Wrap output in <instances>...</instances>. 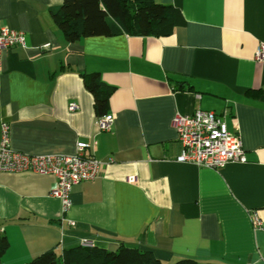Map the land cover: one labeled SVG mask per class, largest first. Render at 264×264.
Segmentation results:
<instances>
[{"label":"crops","instance_id":"0c3cea01","mask_svg":"<svg viewBox=\"0 0 264 264\" xmlns=\"http://www.w3.org/2000/svg\"><path fill=\"white\" fill-rule=\"evenodd\" d=\"M62 1L0 0V26L24 35L0 57V137L6 124L10 147L30 155H73L84 142L83 155L102 165L94 180L73 186L64 214L50 196L53 175L0 172L8 241L0 264L84 243L108 251L123 243L162 264H264V62L254 59L264 43V0H154L178 9L185 24L166 37L75 43L50 15ZM90 73L113 88L108 131L99 130L83 85ZM196 110L226 111L245 163L212 170L176 161L173 119Z\"/></svg>","mask_w":264,"mask_h":264},{"label":"trees","instance_id":"16d2710c","mask_svg":"<svg viewBox=\"0 0 264 264\" xmlns=\"http://www.w3.org/2000/svg\"><path fill=\"white\" fill-rule=\"evenodd\" d=\"M50 15L61 30L64 40L75 43L81 38L93 36L166 37L176 27L185 24L180 11L173 6L154 0H63ZM83 85L93 96L97 117L108 111L113 88L105 85L97 73L82 74ZM259 96L260 91L248 92ZM8 249V241L0 232V257ZM27 264H162L149 250H140L123 243L117 250L108 251L97 246H76L61 253L53 250L42 253ZM173 264H222L200 263L182 258Z\"/></svg>","mask_w":264,"mask_h":264},{"label":"built area","instance_id":"2783aa9c","mask_svg":"<svg viewBox=\"0 0 264 264\" xmlns=\"http://www.w3.org/2000/svg\"><path fill=\"white\" fill-rule=\"evenodd\" d=\"M24 44L22 32L0 26V57L4 50ZM255 61L264 62V43L259 44L254 55ZM72 103L69 110H75ZM226 111L216 114L211 111L196 110L192 115L176 114L173 119L177 141L181 146L176 161L192 164L198 168L218 170L228 163H245L246 156L242 141L237 134L229 132L224 121ZM112 117L99 116L97 125L100 131H108L112 126ZM88 148L84 142H77L73 155H30L13 150L9 145V130L1 125L0 137V172H34L53 175L56 184L50 196L60 201L61 212L66 213L71 207L70 193L73 186L94 180L102 162L93 156L83 155ZM133 178H129L132 181ZM253 226L258 229L261 222L254 215ZM73 226L74 223L70 222ZM82 246H93L84 243Z\"/></svg>","mask_w":264,"mask_h":264}]
</instances>
